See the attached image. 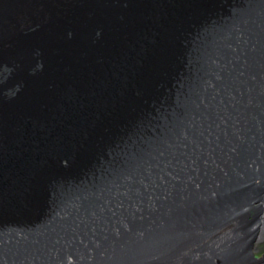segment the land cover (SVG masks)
<instances>
[{"label": "water", "instance_id": "1", "mask_svg": "<svg viewBox=\"0 0 264 264\" xmlns=\"http://www.w3.org/2000/svg\"><path fill=\"white\" fill-rule=\"evenodd\" d=\"M263 200L264 0H0V264H264Z\"/></svg>", "mask_w": 264, "mask_h": 264}, {"label": "bare ground", "instance_id": "2", "mask_svg": "<svg viewBox=\"0 0 264 264\" xmlns=\"http://www.w3.org/2000/svg\"><path fill=\"white\" fill-rule=\"evenodd\" d=\"M262 205H264V200L261 202ZM257 205L255 202L253 203V206ZM253 210H251V208L249 209V211H247L246 213L249 215V214H252ZM232 221H234V219H232L228 224L232 223ZM259 225H258V228L260 229V232L257 236V241L254 243H258L260 241H263L264 239V211H263V217L261 218V220H259ZM227 225V224H226ZM219 230H222L221 228ZM253 244V246H254Z\"/></svg>", "mask_w": 264, "mask_h": 264}, {"label": "rangeland", "instance_id": "3", "mask_svg": "<svg viewBox=\"0 0 264 264\" xmlns=\"http://www.w3.org/2000/svg\"><path fill=\"white\" fill-rule=\"evenodd\" d=\"M252 250H253L254 254L257 256L264 255V239H263V241H260L256 244H254V246L252 247Z\"/></svg>", "mask_w": 264, "mask_h": 264}]
</instances>
